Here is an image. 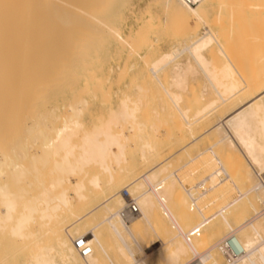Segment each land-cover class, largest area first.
<instances>
[{"label":"bare ground","instance_id":"obj_1","mask_svg":"<svg viewBox=\"0 0 264 264\" xmlns=\"http://www.w3.org/2000/svg\"><path fill=\"white\" fill-rule=\"evenodd\" d=\"M220 1L222 0H201L195 5H189L181 0H152L153 7L150 5L146 14L153 18L155 12L153 13L152 9L154 10L157 7L158 13L156 17L161 15L159 25L162 27L163 33H169L172 38L180 41L173 46L172 50L169 46L170 51L160 50L161 52L158 51L159 53L156 55L153 53L155 56L151 54L152 57L148 54L152 53L151 50L155 47V43L153 41V45L150 41V44L146 43L145 54L139 57L143 58L146 65L144 78H146L147 87L135 86L136 88L133 89L136 95L134 99H131L128 94H125V97L118 96L122 99L117 98V100H120H118V106L114 105L117 108L114 109L112 107L110 110L107 108L109 113L105 112L107 117L105 116L106 118L102 123L99 121L100 123L97 124V127L94 125L95 129L92 128V132L89 131V133L87 130L83 137H81L82 134L79 135L83 144L77 151L78 153L73 156L72 151H74L75 145L73 146L71 143L82 126L83 122H81L80 117L85 113V110L88 111L86 99H89L78 96L80 93H85L81 91H85L83 86L87 81L76 84L77 77L88 78L89 81L92 79L90 76L95 74L96 71L93 72V70H97L98 66L91 64L90 60L96 59L97 55H99L98 53L103 50L102 47L109 42L123 50L132 51L133 47L138 45V42L142 43L144 41L145 43L147 38L144 36V29L142 31L132 30L124 35L121 30L116 28L117 26L114 25L113 21L117 18L116 13L120 14V12L115 11V9L114 11L111 10L112 6H114V0H0V94H2L0 105H4L0 107L3 108L2 111L0 109V115L2 114L0 116V126H2L0 127V234L7 233L4 234L7 235V237L5 236L7 240H1L0 238V264H117V253L124 256L123 260L125 259L124 262L127 264H190L193 261L195 264H206L209 261V264H220L212 253L214 249H217L218 253H220L219 255L223 256L224 264H264V27L261 26V30L260 26H258L259 31L263 33L262 36H258L260 35L259 33L256 36L253 35L258 43L256 42L255 46L251 44V50L250 46L239 53V56L244 54L247 56V51H250L251 54L249 53L248 55L252 57L250 56L251 59L247 61L249 63L252 61L259 63L254 67L256 69L255 73L244 78L242 71L239 70L238 61L233 58L234 54L226 43L227 39L230 38L228 37L229 34L226 37L227 39H224V43L223 39H221L223 37L220 38L221 40L218 39L214 31L206 27L205 17L207 10L212 5L220 3ZM255 2L254 4L260 6L264 3V0H255ZM148 18H146L147 21L150 19ZM220 18L222 19L224 16ZM154 19H156L155 16ZM229 24L227 25L228 27ZM200 25L204 26L203 29L205 31L199 32L198 27ZM153 26L156 25L153 24ZM235 28L233 27L232 29ZM160 29L159 32L162 30ZM224 31L226 32L227 30L225 29ZM157 33L156 37L158 36ZM223 33H221V36H226L227 32L226 34ZM163 36L165 38V35ZM149 40L151 39L149 38ZM225 44L227 49H225ZM228 48L230 53L226 51ZM118 50L116 51L119 52ZM116 51L115 53H117ZM229 54H232V56ZM183 55H185L186 59L182 61L181 57ZM216 55L220 57V60L222 57L224 58L222 62L220 61L221 63H216ZM129 56L130 54H128ZM129 65L131 66L132 64ZM247 66L249 67V64ZM111 68L113 69V67ZM111 68H108V72L111 71ZM166 69L169 72L170 79L168 84H165L167 80L165 83L163 80L165 74L161 75ZM197 75L204 79L203 90H200V95L203 96L204 93L208 92L207 94H212V97L203 103L204 100L200 101L201 99L198 98L201 96L195 93L198 97L197 95L193 97L194 93L190 92L193 97L191 102L196 100L195 104L199 101L202 103L199 106V102L198 107L194 108L193 114L188 115V109L181 108L180 103L183 99V92L187 89L191 90L190 80ZM166 76L168 78V75ZM105 77L107 78V76ZM96 80L98 81L99 79ZM33 81H36L35 85ZM101 81L99 80V82ZM37 82L39 83L36 84ZM32 86L34 88H31ZM99 87L97 90L101 89ZM55 88L56 91L54 90L55 92H53L52 89ZM58 88H60L59 93L62 91V94H64L63 91L65 90H69L71 93L72 90H76V97H79L75 101L76 97L72 96L74 101L71 102L70 107H67L70 111L69 115L65 116L66 113L62 112L65 114H63L64 118L61 120L63 123L60 121V114L54 115L51 109V111L49 110L50 112L46 111L47 117L45 116L46 114H44L45 117H41L43 112L41 116L39 114L38 118L35 117L37 118L36 121H42L40 128L37 127L40 124L36 125L39 122H36L35 118L34 121L36 123L34 122L35 125L33 124V126L37 127H35L36 130L33 126H30L32 123H30L31 117L29 116V125L23 131L21 121H18V119L22 118L21 114H27L29 109L36 108V104L34 105L36 101L33 102L35 106L33 108L30 106L32 100L29 99L38 95L41 98L42 90L48 89L47 92L51 90V92L56 93ZM31 89L34 90L35 94L37 92L39 94L29 95L31 97L27 96L28 93L33 95V90ZM153 90L160 94L159 98H156V102L154 99L155 104L158 102V108L155 107V104H153L155 108L151 107L152 104L151 106L149 105V101L154 103L152 100L153 95L151 94L154 92ZM91 91H93V94L96 90ZM26 92L28 93L25 96L24 93ZM143 92H146V94L150 92L152 98L146 99L147 95ZM59 93L56 96L61 95ZM72 94L74 95V93ZM207 94L204 96L206 97ZM242 94H245L244 97H242ZM19 95L25 97H19ZM43 96L47 97L45 93ZM52 96H54V99L56 98L55 94ZM92 97L95 98L94 96ZM107 97L109 98V96ZM40 98L37 100V102L40 101V104L41 102L44 104L47 101L46 98L45 102L43 99H41L42 101L39 100ZM50 100L49 98L48 101ZM20 103L30 104L26 112L23 110L25 109L23 105V109L20 110L21 114L18 109L22 108L19 106ZM146 103L149 105L147 108L144 106ZM231 103L234 105L232 106L233 108L223 118L218 119L211 129L210 126L200 132L202 134L213 132L216 135V140L214 139L212 144L210 143L211 145L188 158L187 161L181 163L173 171L167 170L169 166L171 167L169 162L165 161L161 166H159V163L155 164L156 162L152 160V157L158 154L160 140H163L161 137L162 127L165 129L166 135H169L168 130L173 128L170 127L171 123L176 128V125L180 122L177 129L184 128V125L187 127H185V133L188 136L190 134V140L181 147V150L186 153V148L189 145L203 137L202 134L195 135L192 131V126L201 121L206 122L204 119L209 118V114L218 106L225 104L228 106ZM40 104L38 105L43 106V104ZM165 105H169L170 108L178 112L177 115L180 120L178 123H174L176 121L169 123V119L167 120L168 124L166 123V118L163 115L169 109L168 107L165 108ZM141 106H144L141 111L143 109L147 110L148 114L146 115L147 123L145 124L141 122L142 119L140 122L143 124L137 123L136 120L137 111H139ZM53 109L55 110V108ZM36 110L38 109L36 108ZM32 112L30 110L28 113L31 114ZM35 112L31 115L36 116ZM146 112L144 111L143 114L145 115ZM140 113L142 114V112ZM17 114L21 117L18 118ZM58 117L59 123L62 124L54 126L57 124H52L49 119H52L53 122ZM23 118L27 120L26 117ZM172 118L177 120L175 116ZM143 119L145 118L143 117ZM151 119L152 121L148 122ZM156 119H160V121L158 120V123L154 122ZM23 120L22 122L25 124ZM17 121L18 123L16 124L15 122ZM18 124L22 126V132L18 130L20 129ZM14 126L18 130L15 129L17 131L16 134L15 131H10ZM181 126L182 128H180ZM199 126L202 125L199 124ZM124 127L126 128V133L124 132ZM8 128L9 130H7ZM19 132L24 133V135ZM180 133H178L180 136L175 135L176 138H182L184 130ZM19 134L22 138L14 140L16 136L21 137ZM132 138H136V141H141L139 146L136 145L138 151H134L138 154L136 160L140 165L143 166L152 161L154 164L150 163L149 166H144L143 170L140 167L128 166L126 147H128L127 143ZM21 139L23 140L20 143ZM34 144L36 146H33ZM71 146L73 147L72 151ZM33 147H37V154L34 153L36 149L33 152ZM233 150L240 152L247 166L244 172L238 171V176L235 175L234 171L228 169L232 168L234 164L230 166L225 159L221 158L223 162H227V166H225L219 159L222 156L218 157L217 155L218 152L225 151L226 153L228 151L230 153ZM206 153H209L214 159L215 167H210L212 169L208 170L207 173L205 172L204 175L196 174L188 181L183 180L182 176H180L181 172L185 170L183 174L189 173L191 175L192 167L190 170L188 165ZM234 153L237 152L234 151ZM56 156H60V164L64 163L62 164L64 165L63 167L66 165L67 169L60 166L64 169H62L63 172L66 170L65 175L60 170L62 175L55 178L50 177L52 175L48 177L49 171H47V179L50 181V178H52L53 180L49 182L46 179L48 182L46 184L47 187L40 184L39 191L37 192L36 189L38 187H36L33 192L36 190L37 193L32 194L33 179L37 178L36 174L37 176L40 175L38 171L36 173V169L39 170V168L34 167V159L39 160L41 158V160L44 159V161L48 160L47 162H50L49 159L53 158L54 160ZM70 160L73 161L71 162ZM44 161L41 162L44 163ZM58 161L54 160L55 165L52 163L49 166L59 167ZM47 162L42 167L43 169L47 168L45 167ZM132 164L135 163L133 162ZM86 166L96 168L92 167L93 170L99 169L100 172L98 173L102 172L105 175V179L102 180L101 178L100 180L98 174H92L87 178L86 172L82 170ZM59 169H55L57 173H59ZM80 172L82 175H79ZM122 174L127 179H123ZM68 175L74 179L73 182ZM119 176L125 181H121ZM42 177L45 178V176ZM238 180L249 182V185L247 184L248 187L241 191L238 188ZM38 181L37 185H39ZM164 182L166 183L164 184ZM175 186H179L183 193L176 189L172 196L171 190ZM123 188H126L127 191L130 188L128 193L139 209V213L130 219H124L121 215L126 204L125 198L121 193ZM69 190L73 196L70 195ZM216 190L221 193L224 203L215 212H210L213 214L206 213V211L205 213L209 214V216H206L202 211L203 208H200V206L203 207L204 203L201 204L199 201L209 194L210 197L213 196ZM52 191L53 193H51ZM92 191H99L104 198L100 200L101 202L98 205H93L91 209L85 210L82 207L86 204L88 194L92 193ZM178 192L184 195L181 197ZM250 193H253L254 197L260 201L261 208L258 210L252 208L254 213L245 217L246 219L240 223L231 222L227 218L228 216L226 217L225 212L239 201L241 202V199L247 200ZM216 194L213 197L216 198ZM223 200L220 201L222 202ZM110 201H113L112 205H109ZM169 201H171V204ZM180 204H183L188 210L194 209L200 220H197L192 226L184 223L183 221H187L184 220L186 217L185 212L180 211L181 214L178 215L177 211H174V208ZM100 207L107 213L105 216L102 215L103 218L101 219L98 218L99 215L97 214L99 213L95 212L101 209ZM157 210L166 219V223L168 221L170 229H173V231L164 228V222H162L163 224L161 223ZM217 216L220 218L225 235L218 236L215 241L210 243L212 238L220 234L214 222V218ZM36 218L40 222V224H37V230L26 232ZM37 220L36 222H38ZM75 225L81 228L76 227L74 231L70 232L69 230ZM38 227L40 228L38 229ZM195 228L198 229V235L191 237L190 232ZM147 235L153 238L150 237L147 244L146 242L144 244L143 241L146 240ZM79 237H84L91 248L90 253L84 257L74 248V241ZM158 239H160L159 245H154ZM206 246L207 248L203 251L198 250ZM150 247L152 250H147ZM239 247L241 252L234 257L231 252L236 251ZM228 249L230 250V252H227L230 259L225 254ZM188 254H191L190 259H186Z\"/></svg>","mask_w":264,"mask_h":264},{"label":"rangeland","instance_id":"obj_2","mask_svg":"<svg viewBox=\"0 0 264 264\" xmlns=\"http://www.w3.org/2000/svg\"><path fill=\"white\" fill-rule=\"evenodd\" d=\"M230 2V3H229ZM249 2H251V3H249ZM254 3H256L255 2V0H222V1H220V3H218V4H220L219 6H218V4H214V5H212L211 7H209V9L207 10V13H206V17H205V20H206V27H208V29H210V30H212V31H214V34H216V37L218 38V39H220L221 37H223V38H221V39H223L222 41L224 42V39L226 40L227 38V35H228V37H230V38H228L227 40L228 41H226V43L228 44V46L230 47V50L232 51V53L234 54V56H233V58L234 59H236L238 62H237V64L239 65V70L240 71H242L241 73L243 74V77L245 78V77H247V75H253V73H255V65H257V64H259V63H256V62H254V61H252V62H250L249 63V61H247L248 59L250 60L251 59V55H248L249 53H250V51H247V56H245V54L244 55H242V56H239V53H240V51H243V49L244 48H249L250 46H251V44H252V46H255V43L257 42V41H255V37L254 36H256V34L257 33H259L260 35H258V36H262L263 35V33L261 32V31H259L260 29L262 30V27H264L263 25H264V12H263V9H264V3L262 4V5H260V6H258V5H256V4H254ZM113 5L114 6H112V9L111 10H113L114 11V9H115V11H117V12H120V14H118V13H116V19L113 21V23H114V25L115 26H117L116 28H118L119 30H121V32L124 34V35H126L129 31H132V30H143L144 29V33L146 34H144V36H146V40H145V43H144V41H142V43H140V42H138V45H135V47H133V51L132 50H123V49H121L120 47H116V45L115 44H113L112 42H109L108 44H106L104 47H102L103 48V50L102 51H100L98 54L99 55H97V57H96V59L94 58L93 60H90V63L91 64H93V65H95L96 67L98 66V69L96 70H93V72H95V74L93 75V76H90V78H92L90 81H89V79L87 78V79H84L83 77H77L78 79H76V84H79V83H81V82H83V81H87V83L83 86V90H84V88H85V91H81V92H85L84 94L83 93H80V94H78V96H80V98H89V99H86L87 100V109H88V111L87 110H85L84 112L85 113H83L82 115H81V117H80V120H81V122H83L82 123V126L80 127V129L78 130V134L76 133V135L74 136L75 138H73V141H72V143L71 144H73V146L75 145V148H74V151H75V153H74V151H72L73 150V147L71 146V151H72V155L73 156H75L76 155V153H78L77 151H79V149H80V146L83 144V142H82V138L81 137H83V134H85V133H89V131H91L92 132V128H94L93 126L94 125H96L95 127H97V124L98 123H102L103 122V120L107 117V115H105V112L107 111L108 112V109L110 110V108H114V109H116L117 108V103H118V100L122 97V96H126L125 94H128V96L130 95V98L132 99H134L135 98V91L133 90V89H135L137 86H143V88H146L147 87V85H146V78H144V74H145V70H146V65H145V63H144V60H143V58L142 57H139V56H141V55H144L145 54V51H146V48H147V44L146 43H148V44H150V42H151V44L153 45V43H152V41L155 43V47L151 50V52L152 53H150V54H148V55H150L151 56V54H158L159 52H161L160 50H164V51H170V49L172 50L173 49V46L176 44V43H178L180 40H176V39H174V38H172L171 36H170V34L169 33H166V34H168L169 35V37H171V38H169L168 37V35H166L165 33H163V29H162V27L159 25V22H160V17H161V15H160V17H156V14L158 13V9H157V7H155L154 8V10L152 9V11H153V13L155 12V14H153L154 16H155V18L157 19V21H156V19H154V16H153V18H150L149 16H148V14H146V13H148V9L150 8V5H151V7H153L152 6V0L150 1H148V0H122V1H120V0H116V2H115V0H114V3H113ZM216 5H217V7H216ZM116 6V7H115ZM258 6V7H257ZM115 7V8H114ZM117 9V10H116ZM120 10V11H119ZM146 10V11H145ZM242 13V14H241ZM118 15H119V17H118ZM121 15V16H120ZM212 15H214V16H212ZM233 15V16H232ZM237 17H236V16ZM243 15V16H242ZM246 15V16H245ZM124 18H123V17ZM221 16H224V18H220ZM231 16V17H230ZM239 16V17H238ZM150 19H149V18ZM228 19H227V18ZM146 18H148L149 19V21H147V19ZM123 19V20H122ZM138 19V20H137ZM141 19V20H140ZM159 19V20H158ZM246 19V20H245ZM119 20V21H118ZM120 20H122V21H120ZM152 20V21H151ZM227 20V21H226ZM235 20V21H234ZM239 20V21H238ZM143 21V22H142ZM231 21V22H230ZM237 21V22H236ZM117 22V23H116ZM142 22V23H141ZM158 22V23H157ZM119 23V24H118ZM139 23H140V25H139ZM230 23V24H229ZM243 23V24H242ZM118 24V25H117ZM131 24V25H130ZM137 24V25H136ZM142 24V25H141ZM153 24L154 25H156V26H153ZM225 24V25H224ZM229 24V27L227 26ZM240 24H242L241 26H239ZM243 25H244V28H243ZM129 26V27H128ZM137 26V27H136ZM149 26V28H147ZM153 26V27H152ZM159 26V27H158ZM202 28H201V27ZM198 28H199V32H202L204 29H203V25H200ZM239 26V27H238ZM258 26H260L259 28H258ZM262 26V27H261ZM131 27H133V28H131ZM160 27H161V29H160ZM242 28V29H232V28ZM142 28V29H141ZM256 28V29H255ZM149 29V30H148ZM159 29L161 30L160 32H159ZM227 30L226 32H227V34H226V32L224 31V30ZM218 32H217V31ZM242 30V31H241ZM205 31V30H204ZM229 31V32H228ZM254 31V32H253ZM257 31H259V32H257ZM158 32V33H157ZM161 32H162V34H161ZM216 32V33H215ZM222 32H224L223 34H226V36H221V33ZM231 32V33H230ZM156 33L158 34V36L156 37L155 35H156ZM246 33V34H245ZM262 33V34H261ZM161 34V35H160ZM163 35H165V38H164V36ZM218 35V36H217ZM220 35V36H219ZM254 35V36H253ZM148 36V37H147ZM166 36H167V38H166ZM155 38L154 40H153V38ZM243 37V38H242ZM253 37V38H252ZM149 38L151 39V40H149ZM157 39V40H156ZM159 39V40H158ZM165 39H167V40H165ZM220 39V40H221ZM242 39H244L243 41H242ZM249 39H251V41H249ZM148 40V42H146ZM169 40V41H168ZM172 40V41H171ZM174 40H176V41H174ZM247 40V41H246ZM150 41V42H149ZM158 41V42H157ZM164 41H165V43H164ZM168 41V42H167ZM173 41H174V44H173ZM170 42V43H169ZM248 42V43H247ZM251 42V43H250ZM111 43V44H110ZM146 45H144V44ZM225 43V42H224ZM254 43V44H253ZM258 43V42H257ZM109 44H110V46H109ZM140 44V45H139ZM142 44V45H141ZM231 46H230V45ZM172 45V46H171ZM226 45V44H225ZM114 46V47H113ZM140 46V47H139ZM169 46H170V49H169ZM252 46L250 47V50L252 49ZM140 49H139V48ZM146 47V48H145ZM226 48L225 49H227V45L225 46ZM110 48V49H109ZM113 48V49H112ZM136 48V49H135ZM112 49V50H111ZM119 49V50H118ZM138 49V50H137ZM116 50H118L119 52H117ZM155 50V51H154ZM230 50H229V48H228V50H226L227 51V53H230ZM106 51H108V53H106ZM111 51V52H110ZM115 51L117 52V53H115ZM128 51H130V52H128ZM159 51V52H158ZM113 52V54H111ZM125 54H124V53ZM101 53V54H100ZM121 53H123V54H121ZM128 54H130V56L128 57ZM152 55V56H155V55ZM251 54V53H250ZM138 55V56H137ZM230 55V54H229ZM110 56V57H109ZM121 56V57H120ZM151 56V57H152ZM184 56V57H183ZM182 57H181V59H182V61L183 60H185L186 59V57H185V55H183ZM230 56H232V54L230 55ZM251 56V57H250ZM99 57V58H98ZM219 56H217L216 55V63H219L220 61L222 62L223 60L222 59H224L223 57H222V59L220 60V57L218 58ZM103 58V59H102ZM108 58H109V60H108ZM111 58V59H110ZM113 58V59H112ZM126 58V59H125ZM184 58V59H183ZM218 58V59H217ZM106 59V60H105ZM180 59V60H181ZM232 59V58H231ZM97 62V63H96ZM99 62V63H98ZM104 62V63H103ZM143 62V63H142ZM220 62V63H221ZM234 62H236L235 60H234ZM254 62V63H253ZM253 63V64H252ZM256 63V64H255ZM129 64H132L131 66L129 65ZM249 64V67L247 66ZM92 65V66H93ZM100 67V68H99ZM111 67H113V69L111 68ZM121 67V68H120ZM130 67V68H129ZM107 68V69H106ZM108 68L110 69L111 68V71H109V72H113V73H109L108 72ZM139 68H141V69H139ZM142 68H145V69H142ZM254 68V69H253ZM103 69V70H102ZM119 69V70H118ZM244 69H245V73H246V75H245V73H244ZM247 69H248V72H247ZM139 72H138V71ZM165 71V70H164ZM108 72V73H107ZM166 72H167V74H166ZM250 72V73H249ZM120 73V74H119ZM137 73H138V75H137ZM163 73L165 74V78L163 79L164 80V83H165V81H166V83L165 84H168L169 83V72H168V70L166 69V71L165 72H162V74L161 75H163ZM109 74H110V76H109ZM122 75V76H121ZM166 75H168V78H167V76ZM102 76H104V77H102ZM105 76H107V78H109V79H107ZM120 76V78H118ZM134 76V77H133ZM135 76H136V78H135ZM94 77H96V78H94ZM98 77V78H97ZM133 77V79H131ZM104 78H106V79H104ZM197 78H198V80H197ZM95 79V80H94ZM96 79H99L100 81H101V79H102V81L101 82H99V80L97 81ZM116 79V80H115ZM119 79V80H118ZM37 80V79H36ZM104 80V81H103ZM109 80V81H108ZM130 80V81H129ZM79 81V82H78ZM98 83H97V82ZM105 81H107V82H105ZM191 82H190V84H191V87H190V89L191 90H189V89H187L186 91H184L183 92V95H182V97H183V99H182V101H181V103H180V107L181 108H183V109H188L187 110V114L188 115H190V114H193L192 112H194L193 110H195L197 107H198V103L200 102V101H203V103L205 102V101H207L209 98H211L212 97V94L211 95H208L207 93V96L205 97L204 95H206L205 93H204V95L203 96H201L200 95V92L203 90V85H204V79L202 78V77H200V76H196V77H194L193 79H191L190 80ZM34 82V81H33ZM36 82V81H35ZM35 82H34V85H35ZM96 83V87H95V83ZM105 82V83H104ZM117 82V83H116ZM39 82H37L36 84H38ZM145 83V84H144ZM33 84V83H32ZM92 84V85H91ZM98 85V86H97ZM107 85H108V87H107ZM85 86H87V87H85ZM100 86V87H99ZM124 86V87H123ZM136 86V87H135ZM98 87L99 88H101V89H99L100 90V92H99V90H97L98 89ZM193 87V88H192ZM31 88H34L33 86L31 87ZM86 88H87V90H86ZM91 88V89H90ZM119 89V90H118ZM31 90H33V89H31ZM30 90V91H31ZM48 90V89H47ZM47 90H42V92L41 93H45V95L47 96V97H45V96H43L42 97V95H41V98L40 97H38V96H36V97H34V98H32V99H29V100H32L31 101V105L30 104H27V105H25V104H19V106H21L22 108L20 109V108H18L19 109V112H20V110H22L23 109V105L25 106V109H23V110H25V112L28 110V106L30 105V106H34L35 104V106H36V108L38 109V110H36V108H34V109H29L28 111H27V116L24 114V112L22 111V113L24 114V115H22L21 114V112H20V114H21V116H22V118L23 117H26L27 118V120H25V118H20V119H18L19 117H21L20 115H18L19 114V112H18V121H21L20 123H21V125L23 126V131H24V129H25V127H27V125H29V116L31 117L30 119V123H32V125L30 124V126H33V124H34V122L36 121V119L39 117V114H40V116L42 115V112H43V115L41 116L42 118H43V116H44V114H46V111L47 112H50L51 111V109H52V111H53V113H54V115H59V117H60V121L64 118V116H63V114L64 113H66V115L65 116H67V115H69L68 113L70 112L69 111V109L67 108V107H70V105H71V102L72 101H74V98L77 96V94H75L76 92V90H72V93H74V95L71 93V91H69V90H65V91H63V93L64 94H62L61 92V95H57L56 96V94H58L59 93V91H60V88H58L57 89V92L56 93H53V92H55L56 91V88L55 89H52L53 90V92H51V90H49L50 91V93H49V91L47 92ZM55 90V91H54ZM89 90V91H88ZM91 90H96V91H94V93L92 94V92L93 91H91ZM201 90V91H200ZM38 91V90H37ZM47 92V94H46V92ZM68 91V92H67ZM91 91V92H90ZM121 91H123V92H121ZM154 92L153 93H151L152 95H153V98H152V96H151V94H150V92H147V94H146V92L144 93V94H146L147 96L145 97L144 95H141V94H139L140 96H144L146 99H150V98H152V100H153V102H154V99H155V102H156V98H159V96H160V94L156 91V90H153ZM199 91V92H198ZM210 91H211V89H210ZM190 92L192 93H194V96L193 97H196V95L198 94L199 96H201V97H198V95H197V97L199 98V99H201L200 101H199V99H197L199 102L197 103V104H195L196 102V100L195 101H193V102H191L192 100L191 99H193V97H192V95L190 94ZM27 93L28 92H26V93H24L25 94V96L27 95ZM33 95L32 94H29L28 93V95L27 96H29V95H31V96H34V90H33ZM59 93V94H60ZM77 93H78V91H77ZM156 93H157V95H156ZM195 93H197L196 95H195ZM23 94V93H22ZM23 94V95H24ZM36 94H39V92H37ZM35 94V95H36ZM55 94V99H54V96H52V95H54ZM149 94H150V96H149ZM245 94H247V93H245ZM244 94V95H245ZM2 94H0V98H2V96H1ZM23 95H19V97H22ZM103 95V96H102ZM121 95V97H118V96H120ZM185 95V96H184ZM243 95V94H242ZM244 95L242 96V97H244ZM25 96H23V97H25ZM31 96H29V97H31ZM74 98H73V97ZM92 96H94L95 98H93ZM107 96H109V98L107 97ZM157 96V97H156ZM191 96V97H190ZM247 96V95H246ZM28 97V98H29ZM40 98L39 100H41V99H43V101L45 102L46 100V102L44 103V104H46V105H44L43 104V102H41V104H43V106L40 104V101H38L37 102V100H38V98ZM51 99L50 101H48L49 100V98ZM92 97V98H91ZM101 97V98H100ZM102 97H103V99H102ZM205 97V98H204ZM213 97H214V94H213ZM241 97V98H242ZM45 98H46V100H45ZM48 98V99H47ZM93 99L92 101H91V99ZM117 98H119L118 100H117ZM76 99H79V97L77 98H75V101H77ZM95 99V100H94ZM122 99V98H121ZM145 99V100H146ZM196 99V98H195ZM203 99V100H202ZM1 101H2V99H0ZM34 100V101H33ZM71 100V101H70ZM116 100V101H115ZM158 100V99H157ZM36 101V102H35ZM42 101V100H41ZM89 101V102H88ZM115 101V102H114ZM120 101V100H119ZM30 102V101H29ZM33 102H35L34 103V105H33ZM100 102H101V104H100ZM109 102H111L110 104H108ZM150 102V106H151V104H152V106L151 107H153V106H155V107H157V104H158V102L155 104V102L154 103H152V101H149ZM2 103H5V102H2ZM28 103V102H27ZM55 103V104H54ZM148 103V102H147ZM146 103V105H144L146 108H147V106H149L148 104ZM187 103V104H186ZM201 103L202 102H200V104H199V106L201 105ZM1 104V103H0ZM38 104H40L41 106H39ZM50 104V105H49ZM111 104H113V106H111ZM153 104H155V105H153ZM234 104H235V102H234ZM39 107H38V106ZM53 105V106H52ZM69 105V106H68ZM114 105H117L116 107L114 106ZM228 105V104H227ZM3 107L4 105H0V107ZM110 106V107H109ZM144 106H141L140 108H139V111H137V118H136V120H137V123H139L140 122V120H141V122H143L144 124L145 123H147V120H146V115H148L147 114V110H144L143 109V111H141L142 110V107H144ZM226 104L225 105H220V106H218L217 108H215L214 109V111L213 112H211V114H209V118H207V119H204L206 122H204V121H201V122H198V123H196L195 125H197L196 127H195V125H193L192 126V131L194 132V134L195 135H197V134H202V133H200V132H202V129L203 130H205V129H208V127H210V129L212 128V126L216 123V121L218 120V119H221V118H223L224 117V115H226L233 107L232 106H234L233 105V103H231V104H229L228 106H226ZM43 107V108H42ZM60 107V108H59ZM66 107V108H65ZM155 107H153V108H155ZM168 107V109H169V111L167 112V113H164L165 115H163V117H165L166 118V123L169 121V123H171V121L173 122V121H176V122H174V123H178L180 120L178 119V115H177V111H175L174 109H172V108H170L169 107V105H165V108H167ZM186 107V108H185ZM223 107V108H222ZM27 108V109H26ZM31 108V107H30ZM45 108H46V110H45ZM53 108H55V110L53 109ZM108 108V109H107ZM145 108V109H146ZM158 108V107H157ZM156 108V109H157ZM195 108V109H194ZM222 108V109H221ZM1 109V111L3 110V108H0ZM57 109V110H56ZM58 109H59V111H58ZM103 109H105V110H103ZM217 109V110H216ZM30 110L31 111H36L34 114L36 115V116H33V115H31V114H33V112L30 114V113H28V112H30ZM42 110V111H41ZM50 110V111H49ZM174 110V111H173ZM1 111H0V113H1ZM41 111V113H39ZM45 111V112H44ZM146 112L145 113V115L143 114V112ZM38 112V113H37ZM62 112H64V113H62ZM140 112H142V114L140 113ZM52 113V114H53ZM59 113V114H58ZM89 113V114H88ZM109 113V112H108ZM30 114V115H29ZM161 115V116H162ZM0 116H2V114L0 115ZM46 117L48 116V114H46L45 115ZM44 116V117H45ZM106 116V117H105ZM109 116V115H108ZM173 116H175L176 118H177V120L176 119H174V118H172V119H174V120H172L171 119V117H173ZM33 117V118H32ZM35 117H37V118H35ZM40 117V118H41ZM59 117L57 118V122L56 121H53L52 122V119H49V120H51V123L52 124H57V125H54V126H60V124H62V123H59L60 121H58L59 120ZM97 117V118H96ZM102 117V118H101ZM104 117V118H103ZM143 117L145 118V119H143ZM149 117V116H148ZM34 118H35V121H34ZM42 118H41V120H42ZM159 118V117H158ZM162 118V117H161ZM23 121H25V124H24V122H22V120ZM102 121H101V120ZM169 119V120H168ZM159 121H160V119H158ZM157 119H156V121H154V122H157L158 121ZM162 120H165V119H162ZM168 120V121H167ZM214 120V121H213ZM18 121L17 122H15L16 124L18 123ZM100 121V122H99ZM150 121H152V119L151 120H149L148 122H150ZM0 122H1V120H0ZM27 122H28V124H27ZM36 122H39V123H37L36 125H38V124H40L39 126H37V127H39L40 128V126L42 125L41 123H42V121H40V120H37ZM35 122V123H36ZM136 122V121H135ZM140 122V123H141ZM205 124H204V123ZM59 123V124H58ZM139 123V124H140ZM143 123H141V124H143ZM158 123V122H157ZM164 123H165V121H164ZM182 123V122H181ZM24 124V125H23ZM168 124V123H167ZM172 124V123H171ZM170 124V127H173V128H170L169 130H168V134L169 135H166V131H165V129H164V127H162L163 129H161V137L163 138V140H160V145H159V149H158V154L156 155V156H154V157H152V160H154V162H156L155 164H157V163H159V166H161V165H163L164 163H165V161L168 163H170L171 164V167L169 166L168 167V171H173L175 168H177L181 163H184L185 161H187V159L188 158H190L191 156H194L197 152H199L200 150H203V149H205L206 147H208L209 145H211L212 144V142H213V140L216 138V135L213 133V132H211V133H204V134H202L203 135V137H202V135H201V137L202 138H200V139H198V140H196L195 142H193L191 145H189V147H187L186 148V153H185V151H182L181 150V147L183 146V145H185L187 142H189V140H190V134H189V136H188V134L186 135V126L184 125V128H182V126L180 127V128H182V129H177V127H179V124H180V122H179V124L178 125H176L177 127L175 128V126L172 124L171 125ZM199 124H201L202 126H199ZM209 124V125H208ZM0 125H1V123H0ZM19 125V124H18ZM35 125V124H34ZM203 125H205V126H203ZM16 126V125H15ZM13 127V129L12 128H10V129H12V130H10V131H15V129H16V127ZM22 126H18V128L20 127V129H18V130H21V128H22ZM127 126V125H126ZM125 126V127H126ZM207 126V127H206ZM0 127H2V126H0ZM34 127V129H35V127L36 126H33ZM32 127V128H33ZM36 127V128H37ZM124 127V132L126 133V128ZM186 127V128H185ZM83 128V129H82ZM198 128V129H197ZM91 129V130H90ZM95 129V128H94ZM196 131H195V130ZM200 129V130H199ZM7 130H9V128L7 129ZM17 130V129H16ZM17 130V131H18ZM36 130V129H35ZM38 130V129H37ZM80 130H82V131H80ZM84 130V131H83ZM88 130V131H87ZM173 130V131H172ZM179 130L180 132H183V130H184V135H182V138H176V136H178L179 134L178 133H180L179 131L177 132V131ZM182 130V131H181ZM17 131H15V134H16V132ZM80 131V132H79ZM87 131V132H86ZM170 131V132H169ZM172 131V132H171ZM177 132V133H175V132ZM9 132V131H8ZM8 132H5V133H8ZM21 132H22V130H21ZM20 133V132H19ZM175 133V134H174ZM1 134V133H0ZM21 135L23 134L24 135V133H20ZM19 134V136H21ZM82 134V136L81 137H79V135H81ZM180 134H182V133H180ZM205 134H207L206 136H205ZM3 135V134H2ZM17 135H18V133H17ZM167 137H165V136ZM176 135V136H175ZM1 136V135H0ZM15 136V135H14ZM175 136V137H174ZM180 136V135H179ZM4 137V136H3ZM79 137V138H78ZM160 137V139H162ZM175 139H174V138ZM185 137H187V138H185ZM17 138L18 139H20V138H22V136L21 137H14V140H17ZM165 138V139H164ZM1 139V138H0ZM167 139V140H166ZM184 139V140H183ZM23 139H21L20 140V143H21V141H22ZM216 140V139H215ZM184 141V142H183ZM1 142V141H0ZM74 142V143H73ZM140 143H141V141H136V138H132V140L130 139L129 141H128V147H126V157H127V164H129L128 166H132V167H140L142 170L144 169V166L146 167L147 165L149 166V164L151 163V164H154V162L152 161V160H150V161H152V162H150V163H148V164H144L143 166H141L140 165V163L136 160L138 157H137V151H138V149H137V146H139L140 145ZM162 143V144H161ZM211 143V144H210ZM2 144V143H1ZM76 144H77V146H76ZM78 145H79V148H78ZM137 145V146H136ZM33 146H36V144H34ZM129 147H130V149H129ZM136 147V148H135ZM170 148V149H169ZM36 149V150H35ZM76 149V150H75ZM128 149V150H127ZM169 151H168V150ZM34 150H35V152H34ZM137 150V151H136ZM160 150V151H159ZM178 152H177V151ZM134 151H136V152H134ZM182 151V152H181ZM226 151V150H225ZM225 151H222V152H218V157L219 156H222V157H219V159L221 160V162L222 163H224V165L225 166H227L226 164H227V162L229 163V165L230 166H232L233 164V166H232V168H228V169H231L232 171H234V173H235V175L236 176H238L237 174L239 173L238 171H240L241 173L242 172H244L245 170L244 169H246V163H245V161H243V156L242 155H240V152L238 151V150H233V152L231 151L230 153L228 152H226L225 153ZM234 151H236L237 153H234ZM33 152L35 153V154H37L38 153V149H37V147L36 148H34L33 147ZM165 152V153H164ZM74 153V154H73ZM220 153V154H219ZM232 153H233V155H236V156H233L232 155ZM187 154H188V156H187ZM226 154V155H225ZM72 155H70L71 157H73ZM176 155V156H175ZM209 155V156H208ZM61 156V155H60ZM60 156H56L55 158H54V160L55 161H58L57 163H59V167H57V168H60L59 169V173L61 172L60 170H62L63 168L65 169L66 168V165H65V167H63L64 165H62V164H64V163H61L60 164V160L61 159H59V157ZM70 156H69V159H70ZM161 156V157H160ZM233 156V157H232ZM238 156H239V158H238ZM159 157V158H158ZM225 157V158H224ZM74 158V157H73ZM72 158V159H73ZM203 158V159H202ZM225 159V161H227V162H223V160L222 159ZM39 159V158H38ZM231 160V161H228V160ZM239 159V160H238ZM35 160H37V159H34V162H33V164L35 165H33L34 167H38L39 168V170L38 169H36V173H37V171H38V173H40V175L39 176H37V174H36V177L37 178H35V174H34V178L35 179H33V182L36 180V179H40L38 182H39V185H37V181H35L34 183L32 182V194H36L38 191H39V189H40V186L41 185H43V186H46V184H48V182L46 181V179H47V176L49 177L50 175H52V176H50V177H57V176H60V175H62L61 173H63V175H65V171L63 172V170H62V172L59 174V173H57V168L55 167L54 168V165H55V163H54V160H53V158H51V160L49 159V161L50 162H47L48 160H46V161H44V159L43 160H41V158L39 159V160H37V161H35ZM52 160H53V162H52ZM161 162H160V161ZM175 160V161H174ZM41 161H44V163L43 162H41ZM71 162L73 161V160H70ZM38 162V163H37ZM45 162H47L46 163V165H45V167H47L46 169L44 168H42V167H44V164H45ZM134 162L135 164H132V163ZM137 162V163H136ZM213 162V163H212ZM234 162V163H233ZM40 163H41V165H43V166H41L40 165ZM54 164V165H52L53 167H51V165L49 166V164ZM232 163V164H231ZM132 164V165H131ZM169 164V165H170ZM201 164H203V165H201ZM37 165V166H36ZM39 165V166H38ZM192 165V166H191ZM209 165V166H208ZM228 165V166H229ZM244 165V166H243ZM49 166V167H48ZM60 166H62L63 168H61ZM87 167H90V168H87ZM92 167L93 166H86V167H84L82 170H83V172H86V177L88 178V177H90L92 174H98V176H99V178H100V180H101V178H102V180H104L105 179V175L104 174H102V172L101 173H98V172H100L99 171V169H97V170H93L92 169ZM188 167H189V169L191 170V167H192V170H191V175H189V173H187V174H183L184 173V171H180L181 172V174H180V172H179V174H180V176H182V179L183 180H185V181H188V179L190 180V179H192L196 174L197 175H204L205 174V172L207 173L208 172V170H211L212 168H214L215 167V161H214V159H212V156L209 154V153H206V154H203L202 156H200L199 158H197V159H195V160H193L189 165H188ZM210 167H212L211 169H210ZM240 167V168H239ZM94 168V167H93ZM50 169H52L51 171H50ZM56 169V170H55ZM67 169V168H66ZM94 169H96V168H94ZM170 169V170H169ZM41 170H46L45 172H41ZM47 171H49L48 172V175H47ZM88 171V172H87ZM167 171V172H168ZM53 172H55V173H53ZM82 172V171H81ZM81 172H80V174L79 175H82L83 174V172H82V174H81ZM95 172V173H94ZM200 172V173H199ZM46 173V174H45ZM51 173V174H50ZM53 173V174H52ZM90 175H89V174ZM166 173V172H165ZM165 173H163V175H165ZM59 174V175H58ZM47 175V176H46ZM87 175H89V176H87ZM162 175V174H161ZM162 175V176H163ZM42 176H45V178L44 177H42ZM69 176V178L71 179V181L73 182L74 181V179L72 178V177H70V175H68ZM101 176H103V177H101ZM122 176V178L124 179V178H126L125 176L123 177V174L121 175ZM121 176H119L120 178L119 179H121ZM161 176V177H162ZM184 176V177H183ZM186 176V177H185ZM191 177V178H190ZM41 178H42V180H41ZM263 178H264V176H263ZM127 179V178H126ZM44 180V181H43ZM48 181H49V179H47ZM51 180H53L52 178H50V181ZM42 183H41V182ZM49 181V182H50ZM121 181H125V180H122L121 179ZM35 183H36V186H35ZM166 182H164V184H165ZM41 184V185H40ZM238 188L241 190V191H243L245 188H247L248 187V185H249V182L247 183V181H245V180H238ZM248 184V185H247ZM36 187H38L37 189H36ZM47 187V186H46ZM176 187V188H175ZM175 187H173L172 188V196H173V193H175V191H176V189H178L177 191H181L182 193H183V191L181 190V189H179V186H175ZM34 189H36L37 190V192H36V190H35V192H33L34 191ZM201 189V188H200ZM200 189H198V190H200ZM55 191V190H54ZM128 191H130V188L128 189ZM56 192V191H55ZM69 193H70V195H72V193L70 192V190L68 191ZM121 192H122V190H121ZM51 193H53V191L51 192ZM94 195H93V194ZM92 193H89L88 194V199H87V202H86V204L84 205V207H82V208H84L85 210H89V209H91L92 207H93V205L95 206V205H98L101 201L100 200H103V198H104V196H103V194L102 193H100L99 191L97 192H94V191H92ZM178 193H180V192H178ZM182 193H180L181 194V197L184 195H182ZM217 193V194H216ZM214 194V193H213ZM215 194H216V198L215 197H213V196H215ZM215 194L213 195V196H211L210 197V194L209 195H207L205 198H202L200 201H199V203H204L202 206L203 207H201L200 206V208L202 209L203 208V212L205 213L206 211V213H210V212H215L216 210H218L222 205H223V203H224V200H223V197H222V195H221V193H219V191L218 190H216V192H215ZM73 196V195H72ZM101 196H102V198H101ZM209 197H210V201L208 200L209 199ZM248 199H249V201H247L246 199H241V202L239 201L237 204H235L234 206H232V207H230L225 213H226V217L231 221V222H234V223H240V222H242V220H244V219H246L245 217H248V216H251L253 213H254V211L252 210V208L253 209H255V210H258V209H260L261 208V203H260V201L256 198V197H254V195H253V193H250L249 195H248ZM90 198V199H89ZM216 199V200H215ZM203 200V201H202ZM220 200H223L222 202L220 201ZM258 200V201H257ZM210 202V204H209V202ZM212 201V202H211ZM257 201V202H256ZM112 203H113V201H110L109 202V205H112ZM169 203L171 204V201H169ZM251 203H253V204H251ZM218 204V205H217ZM246 204H248V205H246ZM182 205V206H181ZM211 205V206H210ZM254 205V206H253ZM256 207V208H255ZM101 209H98V210H102L103 208L102 207H100ZM218 208V209H217ZM187 208H185V206L183 205V204H180V205H178V206H176V208H174V211L179 215V214H181V212L180 211H184L185 212V215H186V217H185V219L184 220H187V221H183L184 223H186L187 225H189V226H192V224H194L195 222H197V220H200V217H199V215L197 214V212L194 210V209H187ZM98 210H96L95 212L96 213H99V214H97V215H99L98 216V218H103V216H105L107 213L106 212H104V209L102 210V211H98ZM188 212V215H187V212ZM230 211H232L230 214H229V212ZM247 211V212H246ZM157 213H158V215L160 216V218H161V223L162 222H164V224L166 225H164L163 223V226H164V228L166 229V230H172L173 231V229H170V224L168 223V221H167V223H166V219L164 218V217H162V215H161V213L157 210ZM205 213V214H206ZM228 213V214H227ZM210 214H213V213H210ZM103 215V216H102ZM187 216H188V218H187ZM206 216H209V214H206ZM36 220H37V218H36ZM36 220H35V222H36ZM38 221V220H37ZM194 221V222H193ZM35 222L34 223H32V224H30V226H29V228L27 229L28 231H26V232H29V231H35V230H37L36 228H37V224L39 223L40 224V222L38 221V222H36V224H35ZM214 222H215V227L217 228L218 227V229H219V232H220V234L218 235H216V237H214V238H212L211 239V241H210V243H212L213 241H215V239L218 237V236H223V235H225V231L223 230V228H222V226H221V221H220V218L217 216V217H215L214 218ZM39 226V225H38ZM76 227H79V228H81L80 226H77V225H75V226H73L69 231L71 232V231H74V229L76 228ZM40 227H38V229H39ZM6 232H4V234H5ZM3 233L2 234H0V238H1V240L2 239H5V236L7 237V235H4ZM7 234V233H6ZM161 235V234H160ZM162 236V235H161ZM161 236H159L160 238H161ZM150 237L151 236H149V235H147V237L145 238L146 240L145 241H143V243L144 242H146V244H147V242L150 240ZM147 238H148V240H147ZM151 238H153V237H151ZM5 240H7V238L5 239ZM157 240V239H156ZM159 243H160V239H158V241L156 242V243H154V245H156V244H158L159 245ZM145 244V243H144ZM207 248V246L206 247H204V248H200V249H198L199 251H203L204 249H206ZM147 250H152L151 249V247L150 248H148ZM212 253L214 254V256H215V259H216V261L218 262H220V264H224L223 262H224V258H223V256L222 255H219L220 253H218V250L217 249H214L213 251H212ZM216 254V255H215ZM116 258H117V264H127L126 262H124V260H123V258H124V256L123 255H121V254H119V253H117L116 254ZM137 256H139V255H137ZM189 256V257H188ZM188 258L186 257V259H190L191 257V254H188ZM122 261V262H121ZM194 262V261H193ZM190 263V264H195V262L194 263ZM218 262V263H219ZM210 263V261L208 262V263H206V264H209ZM106 264H108V263H106ZM165 264H167V263H165Z\"/></svg>","mask_w":264,"mask_h":264},{"label":"built area","instance_id":"obj_3","mask_svg":"<svg viewBox=\"0 0 264 264\" xmlns=\"http://www.w3.org/2000/svg\"><path fill=\"white\" fill-rule=\"evenodd\" d=\"M181 1L185 4L195 5L201 0H181ZM121 193L124 196L125 201H126L125 208L121 212V215L124 219H130L139 213V209H138L135 201L133 200V198L128 193L126 188H123ZM194 235H196V236L198 235V229L197 228L193 229L190 232L191 237ZM74 248L83 257L86 256L87 254H89L91 251L90 245L87 243V241L85 240L84 237H79L77 240L74 241ZM227 252H230V250L228 249L225 251L226 256H228V259H230L229 254ZM240 252H241V249L239 247V249H237L236 251H232L231 254L234 255V257H235Z\"/></svg>","mask_w":264,"mask_h":264}]
</instances>
